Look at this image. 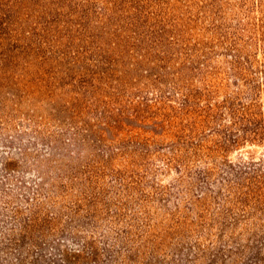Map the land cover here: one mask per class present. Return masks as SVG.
<instances>
[{
	"label": "rangeland",
	"instance_id": "1",
	"mask_svg": "<svg viewBox=\"0 0 264 264\" xmlns=\"http://www.w3.org/2000/svg\"><path fill=\"white\" fill-rule=\"evenodd\" d=\"M0 264H264V0H0Z\"/></svg>",
	"mask_w": 264,
	"mask_h": 264
}]
</instances>
